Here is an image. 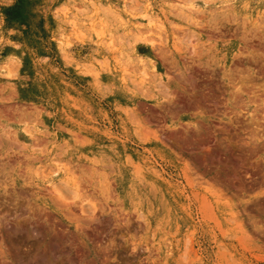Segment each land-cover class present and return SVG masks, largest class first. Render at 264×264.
<instances>
[{"label":"rangeland","instance_id":"374dc122","mask_svg":"<svg viewBox=\"0 0 264 264\" xmlns=\"http://www.w3.org/2000/svg\"><path fill=\"white\" fill-rule=\"evenodd\" d=\"M235 247L264 257V0H0V264H223Z\"/></svg>","mask_w":264,"mask_h":264},{"label":"bare ground","instance_id":"6f19581e","mask_svg":"<svg viewBox=\"0 0 264 264\" xmlns=\"http://www.w3.org/2000/svg\"><path fill=\"white\" fill-rule=\"evenodd\" d=\"M180 2V4H183L186 2V0H178ZM188 1V0H187ZM123 6H125V3L123 4ZM179 11H183V8L179 9ZM124 79V78H123ZM140 83V82H139ZM145 81H141L140 85H145ZM101 145V144H99ZM82 149V148H81ZM89 150V149H88ZM92 151V150H91ZM97 153V152H95ZM94 154V153H93ZM96 155V154H95ZM167 155V156H166ZM164 157L166 158H170L168 157V154H164ZM133 175L134 177L138 180L136 181L138 186L142 189H145L147 191V194L154 200L157 201L160 204L161 210H162V217H161V223H159L162 227L163 230H165L167 233L168 232H172L175 235H179L183 232V225H184V220L183 218L180 216L181 211L174 208L173 207V202L167 198L168 196V192L167 190H165L157 180L155 179H149L143 168L139 167V165H137L136 167H134L133 169ZM131 178V177H130ZM64 183V182H63ZM135 184V183H134ZM138 189V188H137ZM141 189V191H142ZM66 190V189H65ZM140 191V192H141ZM144 191V192H146ZM73 192V191H72ZM171 192V191H170ZM195 193V192H194ZM57 194V193H56ZM138 194V193H137ZM144 194V193H143ZM146 194V195H147ZM58 195H60L58 193ZM138 197L139 194H138ZM148 197V196H147ZM149 197V198H150ZM202 197V196H201ZM146 198V197H145ZM150 198V199H151ZM60 199V198H59ZM57 199V200H59ZM198 199V198H197ZM196 199V200H197ZM60 201V200H59ZM175 201V200H174ZM189 201V200H188ZM215 201V200H214ZM61 205V204H60ZM194 205V204H193ZM196 205H199V209H198V213L205 219L207 220L209 223L215 224L216 226H226L227 219H224V212H222L219 208L216 207L215 203L212 200H209L206 198H200L198 199V204L196 203ZM197 210V209H196ZM197 214V213H196ZM197 217V216H196ZM203 219V220H204ZM232 220V219H231ZM206 221V222H207ZM230 221V220H229ZM235 221V220H234ZM233 221V222H234ZM232 222V223H233ZM236 222V221H235ZM234 222V223H235ZM230 223V222H229ZM236 224V223H235ZM196 225V224H195ZM208 226V225H207ZM218 227V228H219ZM227 227V226H226ZM235 227V226H234ZM156 228V227H155ZM159 228V227H157ZM239 228V227H238ZM222 229V228H221ZM215 230V229H214ZM222 231V230H221ZM241 231V230H240ZM224 232V231H223ZM227 232V231H226ZM242 232V231H241ZM166 233V234H167ZM215 233V232H214ZM222 233V232H221ZM246 234V233H245ZM171 235V234H170ZM172 237V236H171ZM247 237V236H246ZM244 238V237H243ZM248 239V237H247ZM188 241H191L188 239ZM242 241V240H241ZM190 242L187 243V239H186V244H189ZM190 245V244H189ZM186 247V246H185ZM188 247V246H187ZM176 248V247H175ZM224 248V247H223ZM222 248V250H223ZM226 249V248H225ZM233 249V248H232ZM231 249V250H232ZM187 250V249H186ZM229 250V249H228ZM227 250V251H228ZM230 250V251H231ZM190 251V250H189ZM235 253L234 255H228L230 257H225L220 260L223 262V264H248L246 261L248 255L253 252V248L252 247H235ZM229 252V251H228ZM187 253L184 249V253H183V260L182 263L180 261H178L181 264H189L186 260L187 257ZM230 253V252H229ZM227 253V254H229ZM166 254V253H165ZM195 254V253H194ZM226 254V253H225ZM250 254V256H251ZM253 255V254H252ZM258 255V254H257ZM178 256V255H177ZM221 256V255H220ZM255 256V255H254ZM253 257V256H252ZM182 258H179L182 259ZM220 258V257H218ZM257 264H261L264 261V257L260 254V256H257ZM221 259V258H220ZM254 259V258H252ZM162 260V259H161ZM153 261V260H152ZM174 261V260H173ZM156 262V261H155ZM187 262V263H185ZM249 262V260H248ZM148 263V262H146ZM250 263V262H249ZM252 263V261H251ZM143 264V263H142ZM150 264V263H149ZM192 264V263H191Z\"/></svg>","mask_w":264,"mask_h":264}]
</instances>
